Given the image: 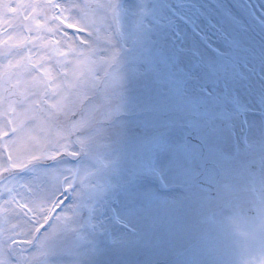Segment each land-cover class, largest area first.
Returning <instances> with one entry per match:
<instances>
[{
  "label": "snow or ice",
  "instance_id": "obj_1",
  "mask_svg": "<svg viewBox=\"0 0 264 264\" xmlns=\"http://www.w3.org/2000/svg\"><path fill=\"white\" fill-rule=\"evenodd\" d=\"M231 220L264 251V0H0V264H238Z\"/></svg>",
  "mask_w": 264,
  "mask_h": 264
},
{
  "label": "rangeland",
  "instance_id": "obj_2",
  "mask_svg": "<svg viewBox=\"0 0 264 264\" xmlns=\"http://www.w3.org/2000/svg\"><path fill=\"white\" fill-rule=\"evenodd\" d=\"M229 227L233 231L237 241L239 242V258L238 264H243V262L252 256L257 254H264V251H251L248 248V242L253 239V233L246 229L242 224L235 220L229 221Z\"/></svg>",
  "mask_w": 264,
  "mask_h": 264
},
{
  "label": "clouds",
  "instance_id": "obj_3",
  "mask_svg": "<svg viewBox=\"0 0 264 264\" xmlns=\"http://www.w3.org/2000/svg\"><path fill=\"white\" fill-rule=\"evenodd\" d=\"M243 264H264V254H257L247 258Z\"/></svg>",
  "mask_w": 264,
  "mask_h": 264
},
{
  "label": "flooded vegetation",
  "instance_id": "obj_4",
  "mask_svg": "<svg viewBox=\"0 0 264 264\" xmlns=\"http://www.w3.org/2000/svg\"><path fill=\"white\" fill-rule=\"evenodd\" d=\"M69 31L71 32L72 30L70 29Z\"/></svg>",
  "mask_w": 264,
  "mask_h": 264
}]
</instances>
